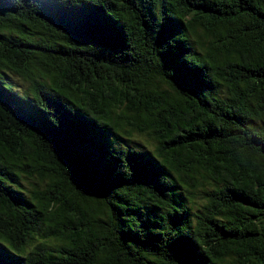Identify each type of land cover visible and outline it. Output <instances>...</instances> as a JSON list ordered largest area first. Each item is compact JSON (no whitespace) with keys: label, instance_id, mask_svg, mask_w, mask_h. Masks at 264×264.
Instances as JSON below:
<instances>
[{"label":"trees","instance_id":"obj_1","mask_svg":"<svg viewBox=\"0 0 264 264\" xmlns=\"http://www.w3.org/2000/svg\"><path fill=\"white\" fill-rule=\"evenodd\" d=\"M0 264H264V0H0Z\"/></svg>","mask_w":264,"mask_h":264},{"label":"rangeland","instance_id":"obj_2","mask_svg":"<svg viewBox=\"0 0 264 264\" xmlns=\"http://www.w3.org/2000/svg\"><path fill=\"white\" fill-rule=\"evenodd\" d=\"M7 72L10 75V78H13L14 82L19 84L20 87H24V88L31 87V84L29 82L23 80V78H21L20 76L12 73L9 70H7ZM166 88H169V87L166 85ZM125 144L135 146L138 149H145L146 147H148L152 151H154V149L156 148L155 141L151 138V136H147V135H137V134H135L134 137L126 136L125 139L118 140L119 147H124L125 148V146H126ZM33 180H34V178L24 179L23 183L28 188H30V184H31V182ZM196 200H197V205L196 206H198V204L202 202V199L197 198ZM194 210H196V208H194Z\"/></svg>","mask_w":264,"mask_h":264}]
</instances>
